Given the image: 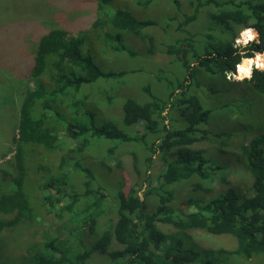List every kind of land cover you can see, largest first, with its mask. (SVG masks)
I'll list each match as a JSON object with an SVG mask.
<instances>
[{
    "label": "trees",
    "instance_id": "obj_1",
    "mask_svg": "<svg viewBox=\"0 0 264 264\" xmlns=\"http://www.w3.org/2000/svg\"><path fill=\"white\" fill-rule=\"evenodd\" d=\"M95 6L91 28L75 34L55 27L38 36L28 60L33 88L21 103L13 100L20 119L11 167H0V264H264V124L241 155L251 188L245 195L223 189L216 197L225 181L202 145L210 140L205 126L211 111L197 95L196 78V68H202L231 81L225 73H236L243 59L264 52V6L253 0H100ZM205 6L213 11L201 17ZM245 28L255 29L259 40L236 46ZM87 38L114 59L99 56L102 67L97 64L82 50ZM198 38L204 40L200 49ZM157 55L169 62L154 60ZM135 60L139 68H105L106 62ZM137 74L164 88L174 78L181 82L162 99L164 91L133 86ZM242 82L264 96V72L255 69ZM128 152L139 177L131 187L121 176L117 184L106 178L121 169L120 158ZM157 158L163 160L159 170ZM37 172L51 177L34 190ZM182 184L198 198L178 209L176 188ZM40 210L58 221L66 239L45 232L48 241L36 245L26 238ZM191 230L232 236L237 246L202 247ZM23 245L27 255L18 258Z\"/></svg>",
    "mask_w": 264,
    "mask_h": 264
},
{
    "label": "rangeland",
    "instance_id": "obj_2",
    "mask_svg": "<svg viewBox=\"0 0 264 264\" xmlns=\"http://www.w3.org/2000/svg\"><path fill=\"white\" fill-rule=\"evenodd\" d=\"M253 1L264 6V0ZM98 2L100 0H0V167L10 168V162L15 155L12 141L19 129L20 118L18 109L20 106L12 107L13 100L15 98L17 104L19 100L21 103L23 94L29 88H33V82L28 77L30 67L28 60L34 54L35 48L37 49L38 47L40 39L38 36L44 31L55 27H62L70 33L75 32V34L91 28L90 26L95 18L94 12L98 10L95 5ZM210 11H213L211 7H203L200 12L201 17H205ZM199 21L192 26L198 24ZM103 30L106 32L110 31L107 26ZM149 34L162 38V34L159 32L151 31ZM99 35L101 34H94L92 37H98ZM145 41L148 43V39ZM203 41L202 38H198L195 47L200 49L199 47L204 45ZM137 45L135 44L136 47ZM236 46L244 45L236 44ZM93 49L96 54L93 53ZM141 49L142 46L139 45V50ZM82 50L86 54L93 55L97 64L101 67L100 57L114 59L113 56L100 54V51H98L100 48L96 45L92 47L88 38L85 39ZM193 53L194 50L189 55L190 58L192 57V64L195 61V57L192 56ZM154 60L163 64L169 62V58L164 55H157ZM137 62V60L130 61L129 64L124 62L106 64V62L105 68L108 69L107 71H117L126 65L139 68L140 65ZM254 70L255 67H253ZM196 78L200 83L197 95L200 97L204 107L211 111L209 121L205 126L210 140L202 143V145L209 148L206 157L213 166L220 168L218 176L225 181V183L216 187L219 192V194L215 193L217 194L216 197L224 194L229 188L234 189L239 195H245L252 186L253 178L246 166V159L241 155H243V146L247 145L245 143L259 137L262 132L264 124V96L256 94L245 82L237 80L225 81L202 68H196ZM178 79L181 78H174L171 85L165 88L157 80L142 74L133 76L132 82L134 83L133 86L137 84L140 86H151L158 91H164L163 96H161L164 99L179 85L181 81ZM114 104L116 107L120 104L123 107L120 101H115ZM103 122L104 120H99L100 125ZM215 134H220L221 136L216 138L214 137ZM131 148L134 150L133 147ZM134 158L129 152L124 154L120 158L121 169H117L113 175L111 173L106 174V178L115 184L122 178L128 187L135 185L139 181V177L134 169ZM54 160L56 165L51 168V173L56 170L58 156L54 157ZM122 168L123 175H121ZM161 168H163V160L157 158L154 163V169L159 170ZM50 177L48 174L44 175L42 172H37L32 175L31 185L36 190L42 181L47 178L50 179ZM191 189L192 187L189 184H182L176 188L175 205L178 209L190 197L198 198V195L194 194ZM223 189L227 190L220 192ZM36 216V223L28 231L27 235L30 236H26L27 239L33 240L38 245L43 243L45 232L55 236L58 235L61 238L60 240L67 238V232L57 230L58 221L51 214L40 210L36 212ZM160 227L166 233L175 232V229L169 225H161ZM188 234L200 246L213 250H231L237 246L236 239L228 235L217 236L202 230H191ZM72 239L70 238L67 241L72 243ZM27 250L26 245L19 247L17 257L26 256ZM23 263L21 262L20 264Z\"/></svg>",
    "mask_w": 264,
    "mask_h": 264
},
{
    "label": "clouds",
    "instance_id": "obj_3",
    "mask_svg": "<svg viewBox=\"0 0 264 264\" xmlns=\"http://www.w3.org/2000/svg\"><path fill=\"white\" fill-rule=\"evenodd\" d=\"M250 41L258 42V33L253 28H245L241 33V39H238L236 44H243L244 46H247ZM253 67L264 72V53L257 52L254 58L243 59L240 64L236 65V73L227 72L225 75L229 80H251Z\"/></svg>",
    "mask_w": 264,
    "mask_h": 264
},
{
    "label": "bare ground",
    "instance_id": "obj_4",
    "mask_svg": "<svg viewBox=\"0 0 264 264\" xmlns=\"http://www.w3.org/2000/svg\"><path fill=\"white\" fill-rule=\"evenodd\" d=\"M239 39H241V36L239 37Z\"/></svg>",
    "mask_w": 264,
    "mask_h": 264
}]
</instances>
